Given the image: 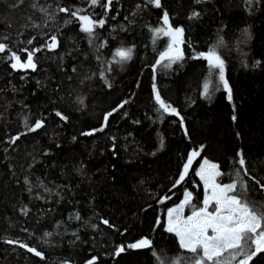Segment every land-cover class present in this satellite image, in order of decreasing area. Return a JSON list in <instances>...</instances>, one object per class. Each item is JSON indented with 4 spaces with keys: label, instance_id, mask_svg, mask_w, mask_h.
<instances>
[{
    "label": "trees",
    "instance_id": "1",
    "mask_svg": "<svg viewBox=\"0 0 264 264\" xmlns=\"http://www.w3.org/2000/svg\"><path fill=\"white\" fill-rule=\"evenodd\" d=\"M17 3L0 0V42L18 53L42 50L34 57L36 71L13 70L8 53L0 54V264H167L182 253L178 238L165 231L167 211L185 192L201 206L204 191L195 174L201 159L219 164L220 182L229 183L242 152L250 175L264 183V0H162V9L146 0H114L108 12L90 8L88 0ZM59 7L85 8L106 20L94 44L77 21L65 24L70 17ZM165 10L173 27L184 29L185 58L170 69L158 67L155 84L179 116L159 110L153 93L152 67L169 41L154 43L149 27L161 26ZM194 10L200 16L189 19ZM52 35L59 46L49 51ZM119 47L133 48L132 59L111 64ZM212 47L225 60L231 102L217 72L192 59ZM124 100L129 103L113 112ZM37 120L44 127L29 132ZM201 148L177 184L188 156ZM248 183L252 198L264 200L259 186ZM142 238L152 247H127ZM7 241L35 248L44 259ZM120 246L125 251L117 255ZM251 264H264V253Z\"/></svg>",
    "mask_w": 264,
    "mask_h": 264
},
{
    "label": "snow or ice",
    "instance_id": "2",
    "mask_svg": "<svg viewBox=\"0 0 264 264\" xmlns=\"http://www.w3.org/2000/svg\"><path fill=\"white\" fill-rule=\"evenodd\" d=\"M147 4L157 9H162V0H146ZM203 0H196V3H202ZM251 5L253 0H246ZM24 0H18L14 7L23 4ZM113 0H88L90 8L102 7L105 12L112 10ZM33 8H37V3L32 4ZM137 10L141 5H136ZM47 14V8L40 7L38 9ZM58 12L64 13L70 18L65 21V24H71L73 19L80 25V31L85 33L88 37L89 44H94L96 40V29L103 28L106 20L100 18L95 19L87 9L76 8L75 10L69 7H59ZM136 13L134 12L133 15ZM200 16L198 11H193L189 19H195ZM159 27H149V31L153 33V42L160 37H167V48L159 53V58L152 67L153 76V93L155 103L159 110L163 113L173 116H179V112L171 104L167 103L160 94L155 84V73L158 67L170 69L172 65L178 61H182L184 57L183 45L184 29L182 27H173L168 11H163ZM34 37L27 41L30 45L33 43ZM59 46L57 36L52 35L50 42L45 44L49 51L55 50ZM106 42L97 46V51L101 47H106ZM42 49L37 47L34 49H21L20 52L12 51L8 45L0 42V54L8 53L7 59L11 61L10 67L13 70H28L36 71V63L34 57L36 53ZM26 53V59L22 61L21 54ZM133 48L119 47L112 54L111 64H123L132 59ZM97 59H100L98 56ZM192 59H203L207 62L209 69L212 72H217L218 79L227 92V98L231 102L232 90L229 86L225 75V60L216 50V47L210 48L207 52H200L195 54ZM75 71V69H74ZM107 71H111L109 66ZM101 79H105L104 72L100 74ZM110 86V85H109ZM203 95L210 96V82H205L203 85ZM83 104V99L80 100ZM129 103L124 100L113 112L123 108L125 104ZM113 113L109 112L105 115L104 121L107 124L109 116ZM61 120H67L61 112L55 113ZM183 125V117H180ZM236 117L233 116V120ZM25 126L28 127L27 121ZM44 127L43 120H37L33 126L28 127L29 132H35ZM95 131H103V127L93 131L85 132L83 135H93ZM21 133L14 137L11 143H15L20 139ZM187 135V130H185ZM75 139V138H74ZM200 150H193L187 158V162L183 165V172L176 181L177 184L184 181L188 175L194 161L200 156ZM239 169L236 170L229 183L220 182L219 178L224 175L219 164L210 162L204 158L196 171V176L199 177L203 184L204 196L201 206L193 203V194L191 192L184 193L182 202L167 212V223L165 231L174 234L179 241V247L182 253L177 254L167 264H251V262L261 253H264V200H257L252 198L250 193L253 189L250 188L248 180H253L259 186V191L264 193V183L259 179L252 177L246 160L242 152L237 153ZM247 178V179H246ZM27 184L28 181L25 180ZM31 191V188H29ZM190 210V214L185 215V209ZM25 210V214H26ZM80 219L79 216L76 217ZM102 223L109 225L107 220ZM159 224V221L157 222ZM50 235V233H45ZM8 243H19V246L26 248L28 252L35 256L44 259L43 253L37 251L35 248L29 247L18 241H7ZM131 249L151 248L152 241L148 238H142L136 242L127 245ZM125 251L124 246L117 249L116 254ZM183 253H187L184 255ZM153 255H156L154 252ZM159 259V258H158ZM88 264H96L95 259L90 260ZM161 264H164L161 261Z\"/></svg>",
    "mask_w": 264,
    "mask_h": 264
},
{
    "label": "rangeland",
    "instance_id": "3",
    "mask_svg": "<svg viewBox=\"0 0 264 264\" xmlns=\"http://www.w3.org/2000/svg\"><path fill=\"white\" fill-rule=\"evenodd\" d=\"M90 14H91L92 16H94V14H92V11L90 12ZM94 18H95V16H94ZM202 161H203V159H201V160L199 161V164L197 165V169H196V171L199 170V166H200V164L202 163ZM210 162H211V161H210ZM198 178H199V177H198ZM199 180H200V179H199ZM201 184H202V182H201ZM202 187H203V184H202ZM181 202H182V201H181ZM181 202H180V203H181ZM180 203H179V204H180ZM179 204H178V205H179ZM178 205H176V206H178ZM176 206H174V207H176ZM171 208H173V207H171ZM171 208H170V209H171ZM167 212H168V211H167ZM166 219H167V216H166ZM166 223H167V220H166Z\"/></svg>",
    "mask_w": 264,
    "mask_h": 264
},
{
    "label": "water",
    "instance_id": "4",
    "mask_svg": "<svg viewBox=\"0 0 264 264\" xmlns=\"http://www.w3.org/2000/svg\"><path fill=\"white\" fill-rule=\"evenodd\" d=\"M114 1V0H113Z\"/></svg>",
    "mask_w": 264,
    "mask_h": 264
}]
</instances>
